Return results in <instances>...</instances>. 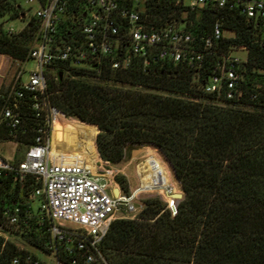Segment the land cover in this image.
I'll return each mask as SVG.
<instances>
[{"label":"trees","instance_id":"obj_1","mask_svg":"<svg viewBox=\"0 0 264 264\" xmlns=\"http://www.w3.org/2000/svg\"><path fill=\"white\" fill-rule=\"evenodd\" d=\"M154 4L158 9L150 11L151 21L159 26L185 21L195 36L210 35L223 19L224 30L233 35L223 39L221 48L248 50L244 89L258 98L233 105L206 93L203 84L213 61L201 70L158 64L148 74L138 65L123 72L50 71L51 105L66 118L90 125L83 148L91 157L118 165L131 150L152 147L170 165L183 192L176 216L156 197L144 200L135 219L115 221L104 252L111 264H264V23L246 19L238 9L208 7L184 14L167 2L147 1L148 7ZM23 14L18 0H0V16L16 20ZM66 24L60 26L63 36ZM37 29L33 18L20 34H1L0 54L29 61ZM7 100L0 95V108ZM31 103L29 95L19 103L22 122L17 130L0 127L1 141L19 145L15 164L25 160L44 126ZM141 176L148 187L167 180L152 153ZM117 182L129 194L126 178ZM36 186L32 178L23 183L11 174L1 178L0 218L6 208L25 203ZM23 238L41 249L50 241L46 230L35 226Z\"/></svg>","mask_w":264,"mask_h":264},{"label":"built area","instance_id":"obj_2","mask_svg":"<svg viewBox=\"0 0 264 264\" xmlns=\"http://www.w3.org/2000/svg\"><path fill=\"white\" fill-rule=\"evenodd\" d=\"M147 1L26 0L28 5H38L33 17L38 29L29 53V58L36 62V70L27 84L22 83L8 96L1 110L0 127L15 131L21 126L17 110L26 95L31 96V107L44 126L38 128L35 144L22 163L15 164L0 154V179L11 174L16 182L32 178L37 183L25 203L2 212L0 264H111L103 247L112 224L120 219H135L144 207L142 195L157 193L173 216L178 213L180 200L175 196L182 194L181 188L170 183L165 167L168 177L165 183L160 179L161 183L148 187L138 171L140 185L127 194L114 183L118 174L111 163L99 158L92 164L66 163L62 156L52 153V131L59 118L66 116L51 105L50 71L63 67L68 72L70 67L123 72L138 65L148 74L158 64H183L201 70L208 61H213L212 74L203 84L206 93L233 105L258 98L256 94L247 95L244 89L243 66L248 62V50L221 48L226 37L223 19L215 23L210 35L195 36L187 30L185 21L164 26L151 21L150 11L158 8L155 4L148 7ZM159 1L184 14L208 7L238 9L246 19L264 23V0ZM9 18L0 16V35L20 34L25 28L16 32L5 27L4 20ZM63 24H66L64 36L60 29ZM238 51L247 52V58L235 56ZM35 200L41 203L38 213L30 205ZM32 226L49 234L50 241L44 249L23 240Z\"/></svg>","mask_w":264,"mask_h":264},{"label":"rangeland","instance_id":"obj_3","mask_svg":"<svg viewBox=\"0 0 264 264\" xmlns=\"http://www.w3.org/2000/svg\"><path fill=\"white\" fill-rule=\"evenodd\" d=\"M18 4L24 10L26 18L22 19H5V27L12 28L16 32H21L24 28H26L31 20L33 19L35 13L38 10V5H28L26 0H18ZM233 34L230 32L225 33L226 37H231ZM235 56L240 59L247 58V52L238 51L234 53ZM36 70V62L32 59L27 61L26 63L13 59L8 55L0 54V95L9 96L14 89H16L17 85L27 84L30 80L31 73ZM2 108H0L1 114ZM87 128V124L81 123L78 120L68 119L60 117L57 121L55 128L52 131V143L55 142V155L59 154L62 156V161L72 160L70 162H83L87 161L84 148L82 147V141L85 136V131L81 128ZM77 128V129H75ZM89 133V132H88ZM98 134V132H97ZM96 134V137H97ZM63 139V146L60 147L61 141ZM18 144L12 141H1L0 139V154L5 159L9 161H14L15 156L18 155ZM155 152V156L162 163V165L166 168L168 172V177L170 179V183L173 185H177L180 189L179 184L177 183L173 171L167 161L162 157V155L157 152L154 148L150 147H142L136 148L128 152L127 157L124 161L118 165H112V170L114 173L118 174L115 178V182L120 176L126 178L127 183L129 185V189L134 191L140 185L139 177L137 175L138 167L140 164L144 163L149 157L150 152ZM98 156V155H97ZM68 162V163H70ZM85 163V162H84ZM143 171V167L139 170L141 175ZM128 177V178H127ZM120 185V184H119ZM181 191V189H180ZM182 192V191H181ZM183 194V192H182ZM157 193L154 194H144L141 198H156ZM31 208L34 213H38L40 209V201L35 200L30 203ZM138 205V204H137ZM139 216V215H137ZM136 216V217H137ZM135 217V218H136ZM33 253H37L33 249H29ZM38 254V253H37ZM39 255V254H38ZM44 258V257H43Z\"/></svg>","mask_w":264,"mask_h":264},{"label":"crops","instance_id":"obj_4","mask_svg":"<svg viewBox=\"0 0 264 264\" xmlns=\"http://www.w3.org/2000/svg\"><path fill=\"white\" fill-rule=\"evenodd\" d=\"M83 127H85V128H81V130L83 129V131H85L86 130V126L84 125ZM75 129H77V128H75ZM88 130H86L85 131V136H84V139H83V141H82V147H83V142H84V140H85V138H86V136H87V134H88ZM53 146V149H54V151L56 150L55 149V142H54V144L52 145ZM63 146V139H62V141H61V145H60V147H62ZM85 151V150H84ZM150 153H152V155L154 156V157H156L155 156V153L154 152H150ZM85 155H86V159H88L86 162L87 163H90V164H92L93 162H94V158L93 157H91V155L87 152V151H85ZM99 158V157H98ZM100 159V158H99ZM8 160V159H7ZM70 161H72V160H66V161H63V162H70ZM83 162H85V161H83ZM85 162V163H86ZM141 165V164H140ZM139 165V167H138V171L141 169V166ZM128 178V177H127ZM167 180H168V177H167ZM157 183H159V182H155V183H153V184H157ZM131 191V190H130Z\"/></svg>","mask_w":264,"mask_h":264},{"label":"water","instance_id":"obj_5","mask_svg":"<svg viewBox=\"0 0 264 264\" xmlns=\"http://www.w3.org/2000/svg\"><path fill=\"white\" fill-rule=\"evenodd\" d=\"M25 18H26V15L23 14V15H22V20H24ZM175 197H176L177 199L181 200V199H183V194L176 195Z\"/></svg>","mask_w":264,"mask_h":264},{"label":"bare ground","instance_id":"obj_6","mask_svg":"<svg viewBox=\"0 0 264 264\" xmlns=\"http://www.w3.org/2000/svg\"><path fill=\"white\" fill-rule=\"evenodd\" d=\"M52 145H53V143H52ZM53 151H52V153L55 155V151H54V149H52ZM66 163H68V162H66ZM141 167H143L144 166V163H142L141 165H140ZM114 183L115 184H117L115 181H114ZM115 184H113V187L115 188ZM125 193V192H124Z\"/></svg>","mask_w":264,"mask_h":264}]
</instances>
